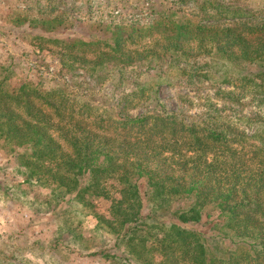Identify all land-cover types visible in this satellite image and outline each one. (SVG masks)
Wrapping results in <instances>:
<instances>
[{
	"label": "trees",
	"instance_id": "1",
	"mask_svg": "<svg viewBox=\"0 0 264 264\" xmlns=\"http://www.w3.org/2000/svg\"><path fill=\"white\" fill-rule=\"evenodd\" d=\"M194 3L186 14L171 9L146 26L116 24L110 43L100 40L90 58L85 46L100 42L76 40L81 54L59 67L100 85L109 71L124 73L133 63L151 68L183 61L189 68L193 55L245 66L227 80L231 89L209 96L202 112L130 115L123 102L112 118L111 108L90 98L85 79L83 86L61 81L48 89L21 82L7 90L0 83V137L24 148L17 159L25 180L50 186L58 198L107 199L105 227L121 235L141 264H264V12L221 0ZM146 33L140 46L127 47ZM243 103L252 105L251 113L240 112ZM143 186L149 216L141 213ZM207 209L216 214L214 247L209 232L191 227L209 217ZM156 210L168 216L165 224L153 217Z\"/></svg>",
	"mask_w": 264,
	"mask_h": 264
},
{
	"label": "rangeland",
	"instance_id": "2",
	"mask_svg": "<svg viewBox=\"0 0 264 264\" xmlns=\"http://www.w3.org/2000/svg\"><path fill=\"white\" fill-rule=\"evenodd\" d=\"M221 2L264 12V0ZM194 5V0L5 1L0 4V83L7 90L21 82L48 89L61 81L83 86L81 82L85 79L89 83L87 87L93 88L90 98L100 109L111 108L112 118H117L116 112L123 102L126 103L124 111L130 115L153 109L196 115L207 107L209 96L217 88L231 89L227 80L241 75L246 67L229 65L215 56L193 55L188 57L192 64L189 68L184 67L183 61L170 60L151 68L133 63L124 73L109 71L100 85L86 77L82 80L78 70L65 74L66 68L59 67V62L67 66L73 56L81 54L83 46L73 45L76 40H107L108 44L116 24L138 28L146 26L141 24L155 16L156 20L165 17L171 9L179 8L177 12L186 14ZM114 10L116 14L112 13ZM146 36L148 33L141 36L138 45L129 43L127 47L140 46ZM97 46L99 50L101 42L85 46V54L89 58L97 54V49H93ZM134 67L139 73L136 68L132 70ZM131 90L135 93L128 94ZM215 98L220 101L219 97ZM252 109L250 103L240 106L243 114L251 113ZM23 150L0 137V264H141V260L127 252L121 235L105 227L107 199L97 196L81 202L73 199L72 193L58 198L50 186L39 185L33 179L25 180L26 167L17 159ZM142 188L141 213L149 216L152 215L146 198L149 189ZM114 190H109L111 197ZM156 211L153 217L165 224L168 216ZM207 211L209 217L204 216L202 224L191 227L209 232L207 242L214 247L216 244L211 238L218 231L210 220L216 214L214 210Z\"/></svg>",
	"mask_w": 264,
	"mask_h": 264
},
{
	"label": "built area",
	"instance_id": "3",
	"mask_svg": "<svg viewBox=\"0 0 264 264\" xmlns=\"http://www.w3.org/2000/svg\"><path fill=\"white\" fill-rule=\"evenodd\" d=\"M1 1V0H0ZM22 6V5H21ZM113 14H116L117 13V10H114L113 12H112ZM51 71V70H50Z\"/></svg>",
	"mask_w": 264,
	"mask_h": 264
}]
</instances>
